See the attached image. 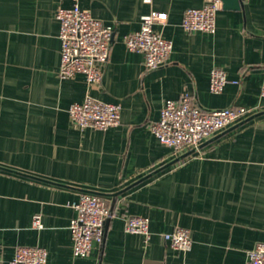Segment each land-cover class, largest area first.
Wrapping results in <instances>:
<instances>
[{
    "label": "crops",
    "instance_id": "0c3cea01",
    "mask_svg": "<svg viewBox=\"0 0 264 264\" xmlns=\"http://www.w3.org/2000/svg\"><path fill=\"white\" fill-rule=\"evenodd\" d=\"M208 1L0 0V264L18 246L44 247L46 264H249V250L264 242V113L130 187L191 150L175 153L151 130L166 99L189 92L206 110L246 106V118L264 112V0H242L239 9L222 0L215 32L185 30V10ZM75 3L114 27L99 85L59 73L56 14ZM154 11L168 15L153 29L173 50L166 64L148 69L124 37ZM215 67L227 72L219 93L210 90ZM87 96L120 103V123L75 125L69 106ZM90 191L105 193L113 216L103 243L79 257L72 203ZM132 215L149 218L147 242L126 231ZM177 227L190 230L189 250L165 240Z\"/></svg>",
    "mask_w": 264,
    "mask_h": 264
},
{
    "label": "built area",
    "instance_id": "2783aa9c",
    "mask_svg": "<svg viewBox=\"0 0 264 264\" xmlns=\"http://www.w3.org/2000/svg\"><path fill=\"white\" fill-rule=\"evenodd\" d=\"M221 6L222 0H209L202 7L187 8L182 26L189 32H215ZM56 16L60 21V75L72 77L83 74L90 85H99L103 80L104 66L111 57L114 27L94 17L78 3L71 7H60ZM167 18V13L154 11L143 18L139 30L124 37L130 50L144 55L148 69L166 64L173 50V42L153 29L155 23H164ZM227 81L224 68H213L210 90L221 92ZM261 95L264 97V80ZM121 110L120 103L104 102L92 96H87L83 102L72 103L68 109L71 120L78 127L102 130L120 123ZM251 113L252 110L246 106L206 110L194 102L189 92H184L179 98L165 100L161 117L151 123V130L161 143L172 147L175 153H181L198 147ZM72 206L77 210L70 224L74 255L85 257L92 252L95 243H103L106 221L113 216V212L104 197L90 192H83ZM34 225L41 226V215H35ZM125 228L128 232L143 234L146 242L150 238V220L146 216H129ZM164 238L173 248L181 251L189 250L192 246L191 232L184 227L165 233ZM47 259L48 252L44 247L18 246L9 264H46ZM248 263L264 264V242H257L249 250Z\"/></svg>",
    "mask_w": 264,
    "mask_h": 264
},
{
    "label": "water",
    "instance_id": "95a60500",
    "mask_svg": "<svg viewBox=\"0 0 264 264\" xmlns=\"http://www.w3.org/2000/svg\"><path fill=\"white\" fill-rule=\"evenodd\" d=\"M223 2H224V5L229 6V7H234V8H237V9H239V8L242 7V0H223ZM263 113H264V112H260V113H257V114H255V115L249 117V118H246V119L240 121L239 123H237V124H236L235 126H233V127L235 128V127H237V126H239V125L245 123L246 121H248V120H250V119H252V118H254V117L258 116V115H261V114H263ZM213 139H214V138H212L211 140H213ZM211 140H209V141H207V142H205V143H203V144H200L198 147L189 150L188 152H186L185 154H183V155L177 157L176 159H174V160L171 161L170 163H168V164H166V165H164V166H162V167L156 169L155 171L151 172V173L148 174L147 176H144L143 178H141V179H139L138 181H136L135 183H133L130 187H132V186H134V185L140 183L141 181H143V180H145V179L151 177L152 175H154V174H156L157 172H159V171L165 169L166 167H168V166H170V165H172V164L178 162L179 160H181L182 158H184V157L190 155L191 153L195 152L197 149L201 148L203 145H205L206 143L210 142ZM90 192H91V193L98 194V195H105V193H102V192H96V191H90ZM119 193H120V192H116V193H112L111 195L116 197ZM109 220H110V218H108L107 221H106L105 234H106V229H107V226H108V222H109Z\"/></svg>",
    "mask_w": 264,
    "mask_h": 264
}]
</instances>
